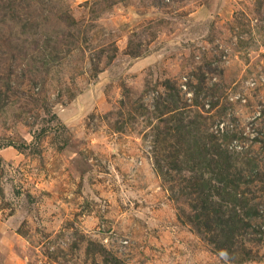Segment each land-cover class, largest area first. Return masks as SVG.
Returning a JSON list of instances; mask_svg holds the SVG:
<instances>
[{
    "label": "rangeland",
    "instance_id": "1",
    "mask_svg": "<svg viewBox=\"0 0 264 264\" xmlns=\"http://www.w3.org/2000/svg\"><path fill=\"white\" fill-rule=\"evenodd\" d=\"M0 264H264V0H0Z\"/></svg>",
    "mask_w": 264,
    "mask_h": 264
}]
</instances>
